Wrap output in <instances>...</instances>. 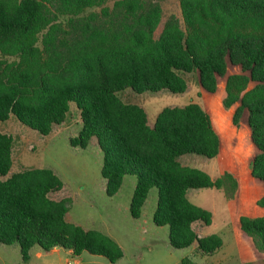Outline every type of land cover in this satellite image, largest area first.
<instances>
[{
	"label": "trees",
	"instance_id": "obj_1",
	"mask_svg": "<svg viewBox=\"0 0 264 264\" xmlns=\"http://www.w3.org/2000/svg\"><path fill=\"white\" fill-rule=\"evenodd\" d=\"M179 5L182 17L171 14L156 36L163 8L154 0H0V121L15 118L48 136L75 112L80 128L70 144L99 146L106 194H117L124 177L134 175L130 215L142 216L155 189L154 224L168 226L171 247L194 246L205 257L218 252L223 239L197 233L194 224L211 225L213 214L191 201L189 192L225 189L233 197L237 189L230 172L213 179L180 161L184 155L219 156L210 114L195 100L164 107L152 125L142 105L120 94H183L195 76L202 89L215 93L225 78L223 106H236L237 127L247 112L258 150L251 174L264 183V0ZM230 66L235 73L228 74ZM14 148L13 135L0 130V242L17 243L24 260L34 247L89 252L111 263L123 258L110 235L67 219L71 193L53 169L14 170ZM57 192L62 194L52 196ZM258 205L264 207V196ZM240 225L264 252V216H242ZM181 264L196 263L187 256Z\"/></svg>",
	"mask_w": 264,
	"mask_h": 264
},
{
	"label": "rangeland",
	"instance_id": "obj_2",
	"mask_svg": "<svg viewBox=\"0 0 264 264\" xmlns=\"http://www.w3.org/2000/svg\"><path fill=\"white\" fill-rule=\"evenodd\" d=\"M163 8V18L156 30V36L163 29L164 22L175 14L181 18L179 0H154ZM236 69L229 67L228 74L235 73ZM225 78L220 79V86ZM189 89L183 94H172L168 91L157 93L134 94L130 90L120 95L125 101L137 102L148 113L150 123L155 121L157 114L167 106H182L190 101H201L204 105V96L208 92L199 85L197 77H189ZM254 82L250 87L254 86ZM219 93V92H218ZM214 94L215 98L219 95ZM200 94V96H199ZM220 106L223 110L222 100ZM205 107V106H204ZM207 108V107H206ZM236 106L231 108V115ZM218 107L215 117L227 123L226 113ZM74 112V111H73ZM227 112V110H226ZM230 114L229 110L227 112ZM244 118L247 112H244ZM58 127L48 136L30 129L15 118L0 121V130L12 134L15 138L14 170L29 167H50L56 170L64 180L66 191L72 197L70 219L90 229H98L114 238L125 252L124 258L111 263L106 257L83 252L81 255L68 253L65 249L56 251H42L39 247L31 250V257L24 260L17 243L6 245L0 242V264H180L181 257H190L193 261H204L205 264H236L237 254L234 239L227 228L229 213L227 203L235 207L239 197H229L231 190L225 189H197L192 190L189 198L195 204L209 209L216 217L215 223L207 226L206 232L218 234L224 240V246L216 257H198L195 259L189 254V248L175 249L171 247L168 239V226H156L153 222V213L157 204V191L152 189L148 196L143 215L134 219L129 212L130 202L134 193L137 178L134 175L124 177L120 190L110 197L105 192L106 181L101 174L103 154L97 144L92 142L86 149L76 148L70 144V135H74L80 128L77 114L74 112L69 124ZM233 131L238 128L230 122ZM231 136V135H230ZM228 163L238 167L241 172L242 185L245 184L244 199L251 201L258 191L252 185L248 176V158L250 148L245 134L241 132L235 138H230ZM199 156L193 165L207 171L215 178L221 176L219 158L207 159ZM203 160V161H201ZM63 193V191H62ZM57 192L52 196H59ZM232 199V200H230ZM230 201V202H229ZM228 221V223H227ZM198 230L200 228L197 227ZM41 251V257L38 252ZM264 260V259H262ZM261 261V260H259Z\"/></svg>",
	"mask_w": 264,
	"mask_h": 264
},
{
	"label": "crops",
	"instance_id": "obj_3",
	"mask_svg": "<svg viewBox=\"0 0 264 264\" xmlns=\"http://www.w3.org/2000/svg\"><path fill=\"white\" fill-rule=\"evenodd\" d=\"M224 89H225V83L222 86H220V84H219L218 90L215 93H209L208 92L207 96H204L203 95V91H204L203 89L201 90V92H202V95L204 96L203 98H204L205 109L210 114L213 125H214V127H215V129H216V131L220 137V141H221L220 154L218 157H216V158H219V161H220L219 162V165H220L219 169L221 171V176L227 171V172H230L235 177V179L237 180V189H236L234 196L237 195L239 197V201L237 202L235 207H232V206H230L231 205L230 203H227L228 204L227 205V211L229 213V218H230L229 223L227 221V223H228L227 228H228L229 232L231 233V235L234 239V243H235V247H236V254H237V261L238 262L259 261V260L264 259V252L259 251L255 247L251 237L249 235H247V233H245L241 229V225H240V218L242 216H249V217L264 216V207H261L258 205V200L264 196V183L262 181H260L259 179H256L252 176L251 167H250L251 161L257 155L258 150L252 142L251 130H250V127H249L248 122H247V116H246V118H244V115H243L241 118L239 127L236 126L238 128L237 129L238 131L235 133H231L233 131V129L231 128L230 122H231V117H232V123H233L234 112L232 113V116L230 117L232 110L230 109L229 110L230 114H228L227 113L228 110L226 109L227 110V112H226V110H223L222 107L220 106L221 105L220 102L223 99V95H224ZM217 93L219 95V98H215L214 94H217ZM218 107H220V109L223 110L227 115V123H225V124H223L219 119L217 121V117H215V114H216L215 111ZM152 125H153V123H152ZM233 125H234V123H233ZM241 131L245 132V137H246L248 146L250 148V157L248 159V164H247V166H248L247 169H248V174H249L248 176L251 177L252 185L254 187H256V190L258 191L257 195L253 199H251V201H247L244 199V194H245L244 191L246 188H245V184L242 185V178H241L242 172H241V170L238 167H235L234 165H231L230 163H228V153H229V149H230L229 148L230 138L233 139V138L237 137L238 134L241 133ZM195 160H200L199 156H197V155H184L180 158V161L183 164L190 165V166H194L193 162ZM201 161H203V160H201ZM54 171L58 174V172L56 170H54ZM210 176L214 179V177L212 175H210ZM219 177H217V178H219ZM217 178H215V179H217ZM190 193L191 192H189V194ZM230 198H232V197H230ZM230 200H232V199H230ZM147 201H148V199H147ZM147 201L144 205V208L147 204ZM144 208H143V210H144ZM212 214H213V221H212L211 225L214 224L215 220H216V217L214 216L213 212H212ZM67 219L70 220L71 222L76 223V224H80V223L75 222L72 219H70V211L67 214ZM211 225H209V226H211ZM197 227L200 228V230H198ZM85 228H87V227H85ZM194 228L200 236L209 235V233L206 232L207 226H204L201 223H195ZM223 246H224V240H223ZM223 246H222V248H223ZM59 249L60 248H54L52 251H56ZM221 249L218 252H216L214 255L209 256V257L214 258V257L218 256L220 251H222ZM67 251H68V253H72L69 250H67ZM37 254H38V256L41 257L42 252L39 251ZM189 254L193 255V257L195 259H197L199 257V255L194 253V246L189 247ZM124 256H125V252H124ZM200 257H202V256H200ZM183 258H185V256L181 257L180 264H181V260ZM194 262L196 264H205L204 261L198 262L196 260Z\"/></svg>",
	"mask_w": 264,
	"mask_h": 264
}]
</instances>
